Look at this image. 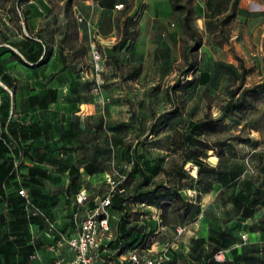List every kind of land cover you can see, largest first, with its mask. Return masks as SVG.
Segmentation results:
<instances>
[{
    "label": "crops",
    "instance_id": "1",
    "mask_svg": "<svg viewBox=\"0 0 264 264\" xmlns=\"http://www.w3.org/2000/svg\"><path fill=\"white\" fill-rule=\"evenodd\" d=\"M63 2L61 0L60 4ZM71 4L77 19L79 16L83 18L81 22L78 20L82 43L92 49V33L96 32L98 46L104 51L105 61L107 58L113 59L119 65L128 67L142 65L141 72L136 77L108 80L110 87L134 85L145 89L153 79L158 82L155 85V112L134 111L128 117L118 116L115 109L120 111L125 108L124 95L105 93L102 97L104 110L86 114L82 108L94 104L86 101L90 96L82 88L89 87L90 84L89 81L77 80L70 100L80 110L69 113L71 117L65 114L58 109L65 98V82L57 79L59 75L54 80H49L45 70L46 61L40 64L48 49L46 21L50 4L46 0L25 1L17 32L11 30L9 13L2 14L0 9V103L7 106L0 111V141H3L7 149V152L0 149V264H14L16 259L23 260L22 264H30V259L36 257L38 264L54 262L55 254L50 251V246L47 250L51 259L47 262L48 258L41 250L44 248L43 244L35 242L40 223L29 222L23 244L16 242V235L10 236L18 232L13 229L16 227V218H11L12 208L4 199L15 195L23 184H29L27 190L38 188L43 194L48 183L53 186L61 184L63 177L60 179L49 168L62 166L61 157L54 155L58 156L62 151L65 144L61 140L62 130L70 120L79 125L67 146L70 149L68 154L77 156L70 167L79 168L81 172L80 178L74 180L77 192L84 191L88 196L84 204L77 202V209L89 205L87 207H91V210L106 195L107 192L101 196L93 194L91 190L92 187L106 185V173L119 171L126 177L131 173L130 183L118 192L126 201L121 202V209L111 208V226L115 230L125 213H140L141 221L136 222L138 226L130 228L135 231L134 246L145 254L149 250L155 252L157 242H147V235L151 232L155 234V230H158V202H169L160 199L165 196L174 199L173 194L181 192H174L169 185L171 176L174 175L169 168L178 169L185 165V155L190 147L189 143H176L175 137L188 136L193 124L204 118V115L198 116L188 106L178 109L173 100L161 109L158 107L157 88L161 86L160 81L171 75L175 64L182 57V51H185L184 57L188 60V47L191 46L189 43L185 47L183 42V14L173 9L170 0H72ZM192 8L195 30L201 35L198 43L200 70L194 82L184 83L188 84L186 89L193 86L220 87L218 80L222 82L225 79L224 73L231 66L235 67L234 71H242L240 63L225 57L254 56L257 57L254 61L259 67L260 58L264 60V0H193ZM127 17L137 19V32L133 38L124 34L123 21ZM223 37V41L219 42ZM11 51L24 62L17 60ZM38 51L41 54L38 62L27 60L26 57L36 56ZM236 60L238 61L237 58ZM235 81L237 85L240 84L239 80ZM20 101L24 105L22 109ZM30 146L36 152L25 154L24 149ZM96 152L100 156L95 163ZM91 161L96 166L102 163L105 172L93 175L83 173L84 165ZM134 161L138 169L150 168V171L146 170L144 175L132 171ZM144 178L147 184L135 192V185L143 182ZM70 184L69 178L65 184L66 190ZM108 189L110 190L109 187ZM147 191L153 192L150 198L136 199L139 192ZM183 191L197 193L189 187L183 188ZM217 195L216 193L214 196ZM66 198L69 199V196ZM192 212L193 208L188 212L187 218ZM74 216L77 219L78 214L75 213ZM251 217L246 218L245 224L249 225H244L241 231L232 234L233 243L230 246H222L223 240H218L220 246L227 251V264H264V220L249 223ZM62 222L63 219L58 217L56 221L48 219L43 222L41 233L49 245L54 243L48 236L49 223L61 226ZM199 227L203 228L202 225ZM195 228L192 224L186 226V243L166 244L171 259L168 264H220L213 259L216 252L209 240L218 239L221 232L215 236L211 230L212 234L206 236ZM242 236H246L245 242ZM28 246L33 247V252L29 259H25L21 249L26 251ZM159 247L162 248L161 245ZM15 248H18L17 254ZM111 250L113 253L116 251ZM117 255L112 256L117 259Z\"/></svg>",
    "mask_w": 264,
    "mask_h": 264
},
{
    "label": "rangeland",
    "instance_id": "2",
    "mask_svg": "<svg viewBox=\"0 0 264 264\" xmlns=\"http://www.w3.org/2000/svg\"><path fill=\"white\" fill-rule=\"evenodd\" d=\"M25 1L28 0H0L1 13H9L11 30L14 32L19 31V21L22 19L23 14L22 5ZM46 1L50 4L46 21V36L50 55L45 60V64H47L45 70L49 75V80H54L59 75L57 79L63 80L67 87L64 92L65 98L58 105V109L68 115L73 110H80L70 100L74 95L73 85H76V81L80 80L83 82L89 81L90 86H85L82 89L84 92L89 93L90 97L86 101L94 104L82 108V111H85L86 114L104 110L102 97L105 93L115 96L124 95L123 106L125 108L120 110L121 112L115 109L118 116L124 117L126 115L128 117L134 111L155 112V85L158 82L153 79L150 81V86L145 89L134 85L110 87V84L107 83L108 80L127 77L132 67L123 64L119 65L113 59L107 58L105 61L104 51L103 60L101 61L102 72L100 73V80L97 81L92 49L80 41V22L72 7V0H64L62 4H60L61 0ZM187 1L183 0V3H187ZM192 3L193 0H190L189 5L191 7ZM123 23L124 28L128 27L129 29V38H133L135 31L137 32L136 21L134 19L133 21L124 20ZM193 30L194 36L191 31L185 29V38L183 40L185 47L191 43V46L188 47V60L184 57L185 51H182V57L175 64L171 75L167 79L160 81L161 86L157 88L158 107L161 109L166 103L173 100L178 109H184V106H188L198 116L209 117L210 126L208 130L203 135H199L200 139L205 140L209 146L207 152L209 156L202 155L199 158L202 166H204L202 171L209 166L219 167L220 171L227 173L229 176L225 177L224 180L220 178L218 181H213L212 184L208 180H203L200 184L197 178L198 169L191 166V162H187L183 167H178V169L169 168L170 172L176 173V175L171 176L169 185L174 189V192H177L179 188H181V192L173 194L174 199L166 196L160 199V201L169 202H164L157 207L160 208L159 212L157 211L160 222L158 230H155V234L151 232L147 235V242H151V244L157 242L155 252L162 251V248L166 249L168 247L166 244L172 245L174 242L186 243L188 240V229L181 235L178 234L177 229L186 227L189 224L195 226L199 233L206 236H209L211 230L215 236H218L220 232L237 234L244 225H249L245 224L247 219L240 215L231 203V199L239 191L248 192L246 182L252 184L253 190L261 189L263 193L254 208L250 210L252 217L248 221L249 223H255V221L264 220V89L254 92V89L261 85L264 80V60L260 58V64L257 67L254 61L257 57L254 56L238 57L233 55L225 57L227 60L234 59L236 63L242 64L247 69L245 84L238 90L234 98H231L230 95L238 89L239 85L236 84V79L230 71H225V79L222 82L218 80L220 87L198 88L193 86L190 89H186L188 84L184 85V83L194 82L199 76L200 70L198 67L201 54L198 50V43L201 35L195 30L194 20ZM227 31L229 33V30ZM223 39L224 37L218 41L222 42ZM96 48L102 49L98 46V42H96ZM141 101L142 103L140 104ZM234 103L240 104L241 108L234 110L232 108ZM20 107L21 109L24 107L21 101ZM194 141L197 140L194 139ZM217 144H223V146H217ZM54 157H61L62 166L55 169L49 168V170L56 173L60 179L63 177V181L58 186L48 183L45 194L42 192L41 200L45 201L44 211L50 221L51 219L56 221L57 217L63 219L62 225L57 226V230L65 233L71 227L68 233H73L77 230L78 225L76 222L75 224L70 222L71 217L75 213L78 214L77 221L79 222L80 219L86 216L91 207L84 205L77 209V191L69 193L65 188L66 181L69 178L70 180L73 179V175L69 173V167L77 156L64 153L63 156L54 155ZM222 157L227 160H223L222 164L219 165V160ZM179 161L181 160L179 159ZM98 165L102 166L101 169L105 168L102 163ZM107 169L110 170L111 168ZM115 172L119 173V171ZM234 175L235 177H233ZM23 185L20 189H26L25 185ZM106 185H99L98 187L100 188L92 187L91 190L93 194L102 196L109 192V186ZM186 187L196 190L197 193L184 192L183 188ZM216 193L218 195L215 197ZM67 195L69 199L66 198ZM188 205L194 207L189 218H187L188 210L190 209ZM127 215L124 224L125 228L129 230L134 226H138L136 222L141 221L140 213L128 212ZM34 219L37 224L40 223L41 225L35 234V242L43 244L44 248L41 250L44 256L48 258V262L51 258L47 247L50 245L46 243V240H44L45 236L41 233L45 220L38 217H34ZM34 219L31 220L32 223ZM28 224L29 222H16V227L13 229L18 232L16 234L12 233L10 236L22 235L24 240L25 236L23 234H26L29 230ZM199 225H202L203 228L199 227ZM128 238L130 237L128 236ZM133 239L134 237L130 238V240ZM18 241L16 240L17 243ZM209 241L214 252L223 249L220 246V241ZM160 245L162 248L159 247ZM14 251L17 254L18 248H15ZM37 258H31L30 264H38ZM227 261L228 255L226 253V261L220 264H227ZM22 262L23 260L16 259L14 264H22Z\"/></svg>",
    "mask_w": 264,
    "mask_h": 264
},
{
    "label": "trees",
    "instance_id": "3",
    "mask_svg": "<svg viewBox=\"0 0 264 264\" xmlns=\"http://www.w3.org/2000/svg\"><path fill=\"white\" fill-rule=\"evenodd\" d=\"M172 7L174 10L179 11L183 14V24H184V28L188 31L192 32V35L194 36V30H193V13L194 10L193 8L189 5L190 4V0L187 1V3H183V0H170ZM126 11V9H125ZM234 14L231 13L230 17H232ZM126 21H133V18L127 17L125 19ZM124 34L128 35L129 34V29L128 27L124 28ZM136 34V31H135ZM12 55L14 57L17 58V60H19L20 62H24L23 59L17 55L16 53H14L13 51ZM50 55V51L49 49H46V52L44 54V57L41 61L40 64H43L45 62V60L48 58V56ZM41 57V54L39 53V51L37 52L36 56L32 55V56H28L26 57L27 60L31 61L32 63H36L39 61ZM233 66L230 67V72L232 73L233 77L236 80L240 81L239 87L236 91H234L233 93H231V98H234L236 93L238 92V90L243 87V85L245 84L246 81V76H247V69L241 64V68L242 71L241 72H237L233 70ZM142 69V65H136L132 67L131 72L127 75L128 78H133L136 77L140 74ZM192 83V82H191ZM264 89V82L261 85H258L255 89L254 92L258 91V90H263ZM232 100V99H231ZM7 106L6 105H2V103H0V111L6 109ZM232 108L234 110H239L241 108V105L238 103H234L232 105ZM207 116H204V118L198 120L196 123L193 124L190 134L186 137L180 135L178 137H175V141L178 144H188L190 145L188 151L186 152L185 155V159L186 161H184V164H186L187 162H191V166H195L198 169V175L197 178L199 180V183L201 184V182L204 180H208L210 182V184L213 183V181H218L221 179H225V177H228L229 175H227V173L220 171L219 167H206L203 171V167L201 162L199 161V158L202 155L205 156H209L207 155L208 150H209V146L207 145L208 143H206L205 140L200 139L199 135H203L204 133H206V131L208 130V127L210 126V123L208 121ZM79 125H77L75 123V121L70 120L69 122L67 121V125L65 127H63L62 130V136H61V140H63L65 142L62 151H60L58 153H68L69 152V147H67L68 145H70L71 140L73 138V133L74 131L77 129ZM32 129H34V127H32ZM36 130V129H35ZM34 132V130H32ZM37 131V130H36ZM194 139H196L197 141H194ZM0 149L3 150L4 152H7V149L4 147V143L3 141H0ZM217 146H223V144H217ZM36 152V149H33L32 146H30L27 149H24V153ZM98 156H100L99 152H96L95 154V163L97 161ZM223 160H227L225 159V157L220 158L219 160V165L222 164ZM94 161H91L89 163H86L84 165V171L88 174H97V173H101V172H105V168L101 169V167L96 166ZM134 167L132 171H136V172H140L142 175L145 174L146 170L150 171V168L148 169H138L136 167V161L133 162ZM183 167V166H182ZM100 168V169H99ZM69 173H71L73 175V179H71V184L70 186L67 188V191L69 193H72L74 191H77V186L74 182L75 179H77L78 177H80V170L79 168H74V167H70L69 168ZM176 175V173H174ZM131 173L127 176V179L119 186L118 190L114 193L113 198H112V207L121 209L122 207H120L121 202H125L126 198L119 195L118 192L121 188H123L124 186H126L128 183H130V178ZM235 177V175L233 176ZM146 178H144V181L141 183H138L135 185L134 189L135 192H137V190H139L140 188H142L143 186H145L147 184V181H145ZM26 188L29 187V184H24ZM23 185V186H24ZM246 185L248 186V192L246 191H239L232 199H231V203L235 206V209L239 212V214H241L244 218H249L252 216V213H250V210H252L254 208V206L257 203V200L260 199L262 196V191L261 189H255L253 190L252 184L249 182H246ZM24 189L21 188L20 190H18L16 192L15 195H9L7 197H5L4 202L10 206L12 208L11 211V218L15 217V222L14 225L16 226V222L18 223H25V222H31L32 219H34V217H27L26 211H25V199L22 195H20V191ZM181 188H179L178 190H180ZM28 194L30 199L32 200V202L39 206L41 209L44 210L45 208V201L41 200L42 197V191L39 190L38 188H30L29 190L25 189ZM157 191V189L155 190V192ZM78 193V192H77ZM153 192L151 191H147V192H139L136 195V199L137 200H142V199H146V198H150V196L152 195ZM135 199V200H136ZM160 205V203L158 202V206ZM188 207L190 208L188 210V212L194 208L192 207V205H188ZM23 208V209H22ZM94 208V207H93ZM128 213L124 214V217L121 219L120 223L118 224L117 228L114 230L115 231V235H116V239L114 241H112L110 243V247L112 249L118 250L119 253L127 250V249H132V248H137L136 246H134V243L136 242L134 239L130 240L131 237L135 238V234H134V230H127L125 228V220L127 218ZM73 217V218H72ZM70 219L71 223H75V221H77V219H75V216H72ZM33 222H35V219L33 220ZM71 229V227L69 228ZM68 230L65 231V233L70 232ZM24 236H27V233L23 234ZM128 236L130 238H128ZM128 238V239H127ZM232 234L230 233H221L218 236V239H215V241H218L219 239H222V246L228 247L233 243L232 240ZM16 240H19L21 243L23 242V237L22 235H16ZM235 240V239H234ZM132 241V242H129ZM23 244V243H22ZM31 252H33V247L28 246L27 250L25 251V249H21V253L22 255L25 257V259H29Z\"/></svg>",
    "mask_w": 264,
    "mask_h": 264
},
{
    "label": "built area",
    "instance_id": "4",
    "mask_svg": "<svg viewBox=\"0 0 264 264\" xmlns=\"http://www.w3.org/2000/svg\"><path fill=\"white\" fill-rule=\"evenodd\" d=\"M78 20L83 21L82 17ZM136 21L137 19L134 18ZM97 33H92L93 45L92 55L97 81L100 80L102 72L101 61L103 60V50L96 48ZM195 167V166H194ZM127 179L125 175L118 172L106 173L105 183L110 187L109 192L102 197L98 204L88 211L80 221H76L78 228L73 233H62L57 230L55 223H49L48 236L54 242L49 249L55 254L53 264H168L170 256L168 249L160 252L149 250L145 254L138 248L127 249L121 253L118 250L112 252L110 243L116 239L115 231L111 226V207L114 193L119 186ZM25 199V211L27 217H38L48 220L45 211L35 205L25 189L20 191ZM88 196L84 191L77 195V202L84 204ZM178 234L181 235L186 231V227H179ZM244 242L246 236H242ZM66 251V252H65ZM227 251L218 250L213 259L215 262L223 263L226 261ZM117 255L115 259L112 255Z\"/></svg>",
    "mask_w": 264,
    "mask_h": 264
}]
</instances>
